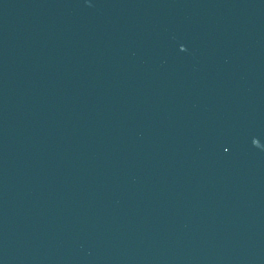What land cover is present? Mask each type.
Instances as JSON below:
<instances>
[{"label":"water","instance_id":"obj_1","mask_svg":"<svg viewBox=\"0 0 264 264\" xmlns=\"http://www.w3.org/2000/svg\"><path fill=\"white\" fill-rule=\"evenodd\" d=\"M0 264H264V0H0Z\"/></svg>","mask_w":264,"mask_h":264},{"label":"snow or ice","instance_id":"obj_2","mask_svg":"<svg viewBox=\"0 0 264 264\" xmlns=\"http://www.w3.org/2000/svg\"><path fill=\"white\" fill-rule=\"evenodd\" d=\"M225 151H227V149H225Z\"/></svg>","mask_w":264,"mask_h":264}]
</instances>
